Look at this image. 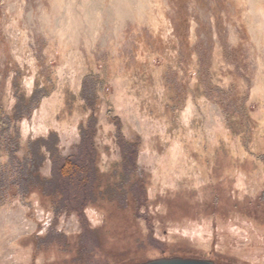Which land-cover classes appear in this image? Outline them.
<instances>
[{"label": "rangeland", "instance_id": "1", "mask_svg": "<svg viewBox=\"0 0 264 264\" xmlns=\"http://www.w3.org/2000/svg\"><path fill=\"white\" fill-rule=\"evenodd\" d=\"M91 78L92 200L80 215L60 195L7 196L0 264H264V0H0V95L11 109L14 82L43 92L17 127L23 145L45 146L50 192L55 160L78 154ZM119 130L141 141L147 209Z\"/></svg>", "mask_w": 264, "mask_h": 264}, {"label": "trees", "instance_id": "2", "mask_svg": "<svg viewBox=\"0 0 264 264\" xmlns=\"http://www.w3.org/2000/svg\"><path fill=\"white\" fill-rule=\"evenodd\" d=\"M242 37L245 40L246 37L248 38L245 34ZM243 42L244 40L239 37L240 48ZM231 51L233 52L234 50ZM231 51L229 54H231ZM235 66V72H238L240 78H244L245 75L240 70L242 67L239 64ZM16 76L18 75L16 74ZM91 80L93 81L92 83L89 81L84 82V90L81 97H84V102H82L84 103L85 113L88 111L92 113L88 122L80 128L81 143L78 154L62 159L60 162L58 160L54 162V176L49 180L50 183L54 184L53 192L48 190L50 188L47 179L41 174V169L46 160L45 154L42 152L45 146L40 144V140L28 141L23 145L19 128L17 127V124L23 118L32 114L38 103L39 96L44 97L43 92L35 90L30 97H26L24 94L19 93L20 91L16 92L20 89V86L17 82H14L11 90L16 102L11 109L3 104V98L0 95V204L7 196L28 197L39 192L46 193L48 196L60 195L64 204L63 209L60 211L80 215L84 212L88 205L87 202L89 203L92 200L90 189L94 187V183L89 184V181L92 176L97 178L98 171L101 172L100 169H97L101 163V154L96 144L97 114L95 111L97 93L102 88L101 85L96 86L97 84L93 78ZM78 98L77 95L73 94V99L80 100ZM70 99V96L66 99V105H68L66 108L71 105ZM183 104L180 97L176 102V106L179 105L181 108ZM167 108H170V106L163 105V111H167ZM243 121L247 122L245 116H243ZM55 135L54 132L51 133V136ZM37 143H39V146ZM118 145L121 151V163L129 166L130 181L133 183V189L137 193L136 204L147 209L146 180L138 175L136 169L141 141L139 138L127 139L122 134V131L119 130ZM50 153H52L51 149ZM121 174L117 178L119 182L125 178V172ZM14 189L15 191L13 192Z\"/></svg>", "mask_w": 264, "mask_h": 264}, {"label": "water", "instance_id": "3", "mask_svg": "<svg viewBox=\"0 0 264 264\" xmlns=\"http://www.w3.org/2000/svg\"><path fill=\"white\" fill-rule=\"evenodd\" d=\"M141 264H217L207 259H189V258H160L150 260Z\"/></svg>", "mask_w": 264, "mask_h": 264}]
</instances>
